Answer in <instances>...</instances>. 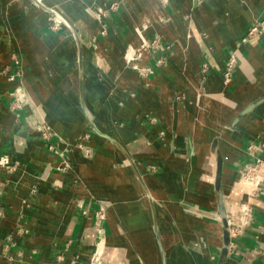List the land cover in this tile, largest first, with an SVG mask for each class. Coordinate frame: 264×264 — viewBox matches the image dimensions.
Returning <instances> with one entry per match:
<instances>
[{"label": "crops", "instance_id": "obj_1", "mask_svg": "<svg viewBox=\"0 0 264 264\" xmlns=\"http://www.w3.org/2000/svg\"><path fill=\"white\" fill-rule=\"evenodd\" d=\"M38 1L0 0V264H218L219 154L264 264V0Z\"/></svg>", "mask_w": 264, "mask_h": 264}, {"label": "water", "instance_id": "obj_2", "mask_svg": "<svg viewBox=\"0 0 264 264\" xmlns=\"http://www.w3.org/2000/svg\"><path fill=\"white\" fill-rule=\"evenodd\" d=\"M36 4L43 6L47 10H50V12L54 13L57 15L59 18H61L65 23L66 20L58 14L55 10L45 6L42 2H39L38 0H35ZM99 14V10L97 11V15ZM71 27V26H70ZM75 33V32H74ZM259 102H255L245 108L237 118H240L242 115L246 114L248 111H250L255 105H257ZM222 156L219 154L217 157V170H216V175H215V192L218 196V204H217V210H218V216L221 221L222 225V233H223V243L221 247V252H220V257L218 260V264H224L226 257L228 256L231 247H232V236H233V231H232V222L230 221V218L228 216V213L225 208V200H224V193L222 189ZM107 205L102 202V209L105 212L104 216L106 217V210H107ZM201 243L204 248V251L208 254L209 256V246L207 245L206 242V237L203 236L201 238ZM163 251V250H162ZM164 254V253H163Z\"/></svg>", "mask_w": 264, "mask_h": 264}, {"label": "built area", "instance_id": "obj_3", "mask_svg": "<svg viewBox=\"0 0 264 264\" xmlns=\"http://www.w3.org/2000/svg\"><path fill=\"white\" fill-rule=\"evenodd\" d=\"M54 14V13H53ZM55 24L56 25H63L64 24V21L59 18L57 15H55ZM262 32H264V19L259 22L258 24L252 26L250 28V30L246 33V35L244 36L243 38V41L245 42H248L252 39H254L255 37H257L258 35H260ZM234 61L235 59L234 58H231V60L229 61L228 63V66H227V71H226V76L229 77L230 74H231V70H232V67H233V64H234ZM11 79H14L15 78V75L12 74L10 76ZM0 166H3V167H8V168H12V164L10 162V158L8 156H0ZM260 171H256L253 173V175L251 174V177L250 176H247V179H254V178H257V176L259 175V172L261 174V169H259ZM264 172V171H263ZM262 172V173H263ZM255 175V176H254ZM250 177V178H249ZM102 217V216H101ZM245 223V222H244ZM233 231V229H232ZM235 234V232L233 231V235Z\"/></svg>", "mask_w": 264, "mask_h": 264}, {"label": "bare ground", "instance_id": "obj_4", "mask_svg": "<svg viewBox=\"0 0 264 264\" xmlns=\"http://www.w3.org/2000/svg\"><path fill=\"white\" fill-rule=\"evenodd\" d=\"M264 178V173H261L257 176V178L254 179H245V182H247L250 186L256 187L259 183L260 179ZM245 209V208H244ZM244 217V214H243Z\"/></svg>", "mask_w": 264, "mask_h": 264}, {"label": "rangeland", "instance_id": "obj_5", "mask_svg": "<svg viewBox=\"0 0 264 264\" xmlns=\"http://www.w3.org/2000/svg\"><path fill=\"white\" fill-rule=\"evenodd\" d=\"M250 177H251V175H250ZM250 177H249V178H250ZM251 178H252V177H251ZM246 179H247V178H246ZM99 215H101V214H99ZM235 227H237V226H234V225H233V226H232V229L235 228ZM216 241H217V240H216ZM214 242H215V240H213V243H214ZM214 244H216V243H214ZM212 247L214 248L213 253L215 254V256H217V255H218V252H219V249H220V246H219V247H218V246H212ZM103 251H104V250H103ZM157 256H158V254L155 253V256H154V262L158 264V263H160V262H159V258H157Z\"/></svg>", "mask_w": 264, "mask_h": 264}]
</instances>
